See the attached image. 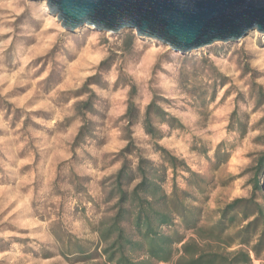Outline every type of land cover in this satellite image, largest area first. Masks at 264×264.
<instances>
[{"label": "rangeland", "instance_id": "1", "mask_svg": "<svg viewBox=\"0 0 264 264\" xmlns=\"http://www.w3.org/2000/svg\"><path fill=\"white\" fill-rule=\"evenodd\" d=\"M259 91L264 34L184 55L132 30L67 32L41 1L0 0V264H109L96 228L111 204L103 182L124 159L164 166V191L198 208L200 224L215 222L237 198L253 197L264 210V176L253 191L264 153ZM89 97L91 132L75 144L83 119L74 106ZM152 101L171 125L152 114L155 138L141 124ZM128 145L132 152L123 154ZM251 219L239 215L225 233ZM164 230L192 235L177 216ZM252 264H264V247Z\"/></svg>", "mask_w": 264, "mask_h": 264}, {"label": "trees", "instance_id": "2", "mask_svg": "<svg viewBox=\"0 0 264 264\" xmlns=\"http://www.w3.org/2000/svg\"><path fill=\"white\" fill-rule=\"evenodd\" d=\"M133 42V35L126 37L127 48ZM104 63L102 61L101 65ZM258 95L259 102L264 101V93L259 91ZM74 108L83 119L75 137V144H79L91 132L85 117L86 112L92 108L91 98L77 102ZM134 112V105L129 103L124 115L128 125L135 122ZM152 114L160 122L171 125L167 119L168 114L155 101L150 102L145 107L141 124L145 133L155 138L158 133L153 125ZM128 152H132L130 145L122 151L123 154ZM167 161L175 167V157L168 155ZM164 169V166L157 167L142 157H138L133 167L124 159L120 168L103 182L104 203L111 204L99 220L96 231L99 242L104 244L102 253L106 262L151 264V260H154L163 263L171 261L172 264H252L253 256H258L264 247L263 207L253 197L237 198L219 209L215 222L200 224L198 208L188 209L176 192L169 196L164 191ZM254 172L253 191H257L264 176V153ZM190 173L194 175L193 172ZM239 215L244 220L252 219L233 234H226L228 226ZM175 216L180 218L185 230L192 231L187 239L177 230H164L174 224ZM259 222L263 224V228L256 237ZM233 244L241 247L229 250ZM173 245L179 247L174 248ZM127 250L143 251L147 257L131 259Z\"/></svg>", "mask_w": 264, "mask_h": 264}, {"label": "water", "instance_id": "3", "mask_svg": "<svg viewBox=\"0 0 264 264\" xmlns=\"http://www.w3.org/2000/svg\"><path fill=\"white\" fill-rule=\"evenodd\" d=\"M44 1L67 32L86 26L111 34L132 30L184 55L239 42L254 30L264 34V0Z\"/></svg>", "mask_w": 264, "mask_h": 264}, {"label": "bare ground", "instance_id": "4", "mask_svg": "<svg viewBox=\"0 0 264 264\" xmlns=\"http://www.w3.org/2000/svg\"><path fill=\"white\" fill-rule=\"evenodd\" d=\"M41 2L44 4L46 10L48 11V8H47V5H46V2H45L44 0H42ZM58 23H59V22H58ZM85 28L94 29L93 26H86ZM81 29H83V28L77 29L75 32H79V31H81ZM249 35H254V36H256V35H258V32L254 30V31H252L251 33H249ZM143 39L146 40V41H152V39H150V38H144V37H143Z\"/></svg>", "mask_w": 264, "mask_h": 264}]
</instances>
